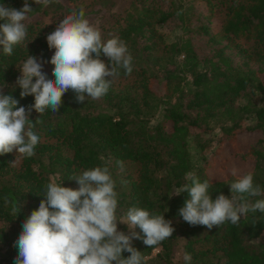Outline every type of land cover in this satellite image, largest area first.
Returning <instances> with one entry per match:
<instances>
[{"label": "trees", "instance_id": "1", "mask_svg": "<svg viewBox=\"0 0 264 264\" xmlns=\"http://www.w3.org/2000/svg\"><path fill=\"white\" fill-rule=\"evenodd\" d=\"M28 3L32 11L25 21V42L14 46L11 55L0 47V88L19 101L18 107L35 103L34 96L20 95L17 80L23 62L28 55L37 57L55 79L50 62L55 49L49 48L47 36L73 12L83 10L104 41L125 42L133 71L120 69L100 99L79 103L69 89L58 113L47 109L41 117L33 110V122L42 120L33 129L41 137L35 154L0 156V264H15V242L24 221L45 199L48 183L78 190L75 177L105 166L115 180L118 216L139 207L164 215L175 229L172 237L152 248L143 243L142 230H134L141 239H134L132 246L143 254L144 264H185V253L191 255V264H264V213L249 212L238 224L227 222L210 230L179 215L188 193L172 195L190 183L188 173L210 184L213 200L221 194L230 199V184L249 173L264 189V106L254 102L255 95L264 93V0ZM24 4L0 0L16 10ZM35 15L39 19L30 21ZM169 24L177 32L172 41L163 33ZM194 38L210 46L209 55L197 51ZM100 58L110 63L106 56ZM245 121L251 125L244 126ZM251 133L259 138L241 147L239 137ZM208 135L213 139L207 140ZM208 149L211 155L206 157ZM224 152L240 162L237 176L222 160ZM246 198L254 203L264 195ZM13 203L20 214L12 213ZM118 230L127 234L128 227L118 224Z\"/></svg>", "mask_w": 264, "mask_h": 264}, {"label": "clouds", "instance_id": "2", "mask_svg": "<svg viewBox=\"0 0 264 264\" xmlns=\"http://www.w3.org/2000/svg\"><path fill=\"white\" fill-rule=\"evenodd\" d=\"M34 2L47 5L50 0ZM31 11L28 0L22 10L0 5V20L6 21L0 25V47L6 55L25 42V21ZM47 43L50 49H55L50 61L55 65V79L44 72L43 61L28 55L17 80L21 98L34 96V105L27 109L18 107L19 101L3 95L0 88V156L14 151L27 157L35 154L41 137L33 129L42 120L33 122L30 118L33 110L41 117L47 109L58 113L69 89L76 93L79 103L88 98L100 99L108 93L120 69L127 74L133 71V57L125 42L118 38L104 41L101 31L90 24L83 10L61 20L47 36ZM102 55L109 64L100 58ZM231 174L237 176L238 170L233 169ZM186 179L190 183L175 189L172 195L188 193L190 198L179 215L190 225L211 230L227 222L238 224L241 216L246 217L249 212L264 213V199L253 203L246 198L264 195V189L254 184L251 173L230 184V199L221 194L213 200L210 184L201 182L193 173H188ZM73 180L78 182V190L55 181L46 185L45 199L24 221L23 231L15 242L19 251L15 264H144L145 257L132 246L134 239H141L134 230L137 227L142 230L143 243L151 248L175 232L164 215L143 208L131 207L124 216H118V193L107 166L84 171ZM8 202L5 198V203ZM11 210L14 215L22 211L16 203ZM121 223L128 226L130 235L118 230ZM125 252L130 253L128 258H124ZM183 260L191 264L192 257L185 253Z\"/></svg>", "mask_w": 264, "mask_h": 264}, {"label": "rangeland", "instance_id": "3", "mask_svg": "<svg viewBox=\"0 0 264 264\" xmlns=\"http://www.w3.org/2000/svg\"><path fill=\"white\" fill-rule=\"evenodd\" d=\"M35 19H39V16H36V15L32 16L29 20L33 21ZM163 33H164L166 39L169 40V41H172L175 38L176 34H177V32L173 29L172 24H169L168 26L164 27L163 28ZM193 42H194V45H195V47H196V49H197V51L199 53H203V54L209 55V53L212 51L210 46L206 47L205 45H203L201 43L200 39H198V38H194ZM154 88H155V90L158 93L161 92L159 84H155ZM254 102L257 103L258 105L264 106V93L255 95ZM243 125L244 126H249V125H251V122L250 121H245L243 123ZM214 133L216 134L214 136H217V137L219 136L218 131H215ZM212 135H208L205 138L207 140H210V138L213 139L214 136H212ZM258 138H259V134L258 133H251V134H247V135L246 134H242V136L239 137L240 146L245 148V147L249 146L251 143L255 142ZM214 145H215V142L211 143L210 146H214ZM204 155L206 157H209L211 155V149L206 150L204 152ZM222 160L225 162L226 165H230L232 167V169L240 170V167H241V166H239L240 162L235 160V159H233V158L231 159L230 156H227V152H224V154L222 156ZM120 225L121 226H127L126 224H123V223H121ZM127 234L128 235L131 234L129 228L127 230Z\"/></svg>", "mask_w": 264, "mask_h": 264}]
</instances>
